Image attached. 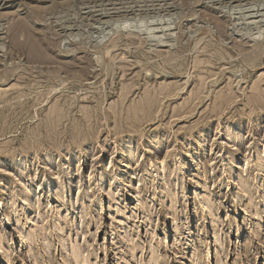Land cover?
Instances as JSON below:
<instances>
[{
    "label": "rangeland",
    "instance_id": "374dc122",
    "mask_svg": "<svg viewBox=\"0 0 264 264\" xmlns=\"http://www.w3.org/2000/svg\"><path fill=\"white\" fill-rule=\"evenodd\" d=\"M261 159L264 0H0V264H264Z\"/></svg>",
    "mask_w": 264,
    "mask_h": 264
},
{
    "label": "bare ground",
    "instance_id": "6f19581e",
    "mask_svg": "<svg viewBox=\"0 0 264 264\" xmlns=\"http://www.w3.org/2000/svg\"><path fill=\"white\" fill-rule=\"evenodd\" d=\"M30 41V40H29ZM29 46H30V49H31V52L34 54V55H38V49L36 48V46H35V44H34V42H30L29 43ZM230 132V131H229ZM241 140V139H240ZM237 141V140H236ZM162 144V143H161ZM237 146H239V147H241V149L240 148H237V151H239V153L242 151V148L245 146V144L242 142V140L241 141H238L237 143ZM155 146V145H154ZM144 147V146H143ZM155 147H157V146H155ZM153 148V147H152ZM236 148V147H235ZM146 149V148H145ZM149 149H150V147H149ZM148 149V150H149ZM170 149V148H169ZM123 150V149H122ZM150 151V150H149ZM168 151V150H167ZM153 154V153H152ZM46 155H48L47 153H46ZM174 155V154H173ZM170 157V154L169 153H167L166 155H164V157H163V160H162V164H164V163H166L167 162V160H168V158ZM127 158H130V159H132L130 162L131 163H135V165H137L140 161L142 162L144 159H141V156L140 155H137V154H134V155H130V154H125L124 152H123V161H125ZM24 159V158H23ZM23 159H20L19 161H17V163H22L23 162ZM146 159V158H145ZM16 160V159H15ZM18 160V159H17ZM49 161V160H48ZM259 161V160H258ZM264 162V159H261L260 160V166L262 165V163ZM16 163V164H17ZM49 163V162H48ZM122 164H123V162H121ZM25 164V163H24ZM51 164V163H50ZM169 164V163H168ZM264 164V163H263ZM198 165V164H197ZM50 167V166H49ZM139 168V167H138ZM54 169H55V167H54ZM49 170H51V168H49ZM48 170V171H49ZM59 170V169H58ZM140 170V169H139ZM37 171V170H36ZM35 171V172H36ZM149 171V170H148ZM248 171V170H247ZM250 172V171H249ZM38 173V172H37ZM141 173V172H140ZM7 174L9 175V173L7 172ZM6 174V175H7ZM250 175H251V173H250ZM139 176V175H138ZM65 178V176H60L58 179H61V178ZM67 177V176H66ZM257 177V176H256ZM80 178H82V176L80 177ZM144 178V177H143ZM249 178V177H248ZM54 179H53V175H51V180H49L48 181V178L47 179H45L44 180V183H49V184H51V182L53 181ZM242 180H244V179H242ZM247 180V179H246ZM25 181V180H24ZM139 181H140V179H139ZM26 182H28V181H26ZM61 182L63 183V179H61ZM69 182H70V177H69ZM248 181H246V183H247ZM43 182L42 183H38L37 185H38V188L39 189H41L42 188V186H43V184H44ZM245 183V182H244ZM65 184V183H64ZM63 184V185H64ZM70 184V183H69ZM249 184V183H248ZM247 184V185H248ZM79 185V184H78ZM245 185V184H244ZM251 186V185H250ZM23 188H24V194H27V193H29V188H30V184L29 185H24L23 186ZM112 188V187H111ZM64 189V188H63ZM169 190V189H168ZM244 191H245V189H244ZM248 191V190H247ZM37 192V191H36ZM35 192V193H36ZM63 192V191H62ZM88 191H86V193H87ZM34 193V194H35ZM89 193V192H88ZM93 193V192H92ZM170 193H172V192H170ZM212 193V192H211ZM85 194V193H84ZM113 194V193H112ZM138 194H140V193H138ZM248 194V193H247ZM8 195V194H7ZM56 195V194H55ZM83 195V194H82ZM88 195V194H87ZM208 195V194H207ZM86 196V195H85ZM111 196V195H110ZM27 197V196H26ZM88 197V196H87ZM111 197H113V195L111 196ZM21 198V197H20ZM57 198H60V193H58V197ZM137 198V197H136ZM16 199V198H15ZM24 199H26V198H24ZM50 199V198H49ZM66 199V198H65ZM91 199V198H90ZM27 200V199H26ZM144 200V199H143ZM34 201V200H33ZM139 201V200H138ZM141 201V200H140ZM209 201H210V199H207V201H206V205L207 204H209ZM251 202H253V201H251ZM141 203V202H140ZM30 205H31V202L29 203ZM141 204H144V202L143 203H141ZM26 205V204H25ZM211 205H212V201H211ZM209 206V205H208ZM29 207V206H28ZM27 208V207H26ZM174 208V207H173ZM210 208V207H209ZM30 210V209H29ZM254 210V209H253ZM213 213H214V211H212ZM256 213V212H255ZM259 214V213H258ZM255 215V214H254ZM44 216V215H43ZM45 217V216H44ZM60 217V216H59ZM150 221V220H149ZM149 223V222H148ZM40 228V227H39ZM49 230V229H48ZM60 230H61V228H60ZM63 230V229H62ZM47 231V230H46ZM19 233H20V235L22 234V235H24L23 233H22V229H21V231L19 230ZM1 240V239H0ZM133 243V242H132ZM79 244V243H78ZM74 246V245H73ZM78 247V246H77ZM135 248V247H134ZM75 249H77V248H75ZM74 250V249H73ZM132 251H134L133 249H132ZM76 252V251H75ZM74 252V253H75ZM77 252H78V250H77ZM76 252V253H77ZM75 253V259H76V261L77 262H79L80 260H82V257L77 253L76 254ZM131 253V252H130ZM83 255V254H82ZM157 256V255H156ZM72 257H73V255H72ZM159 258V257H158ZM83 259H85V256L83 255ZM74 260V259H73ZM89 260V259H88ZM156 260H157V258H156ZM85 261V260H84ZM83 261V262H84ZM75 262V261H74ZM155 262V261H154ZM87 263V262H86ZM148 264H150V263H148Z\"/></svg>",
    "mask_w": 264,
    "mask_h": 264
}]
</instances>
